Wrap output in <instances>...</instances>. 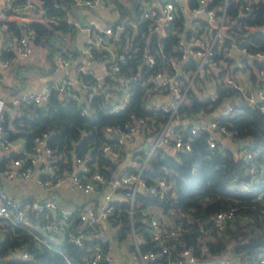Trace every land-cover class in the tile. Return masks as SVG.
I'll use <instances>...</instances> for the list:
<instances>
[{"label":"trees","instance_id":"16d2710c","mask_svg":"<svg viewBox=\"0 0 264 264\" xmlns=\"http://www.w3.org/2000/svg\"><path fill=\"white\" fill-rule=\"evenodd\" d=\"M22 1L12 0L13 3ZM75 1L42 0L41 5L45 9L44 15L54 17H62L63 14L78 17L87 13L101 16L103 13L94 8L76 5ZM144 1L105 0V3L106 7L114 8L119 17H133L139 14ZM216 2L222 3L223 0ZM244 3L245 0H228L230 15L248 24L263 25L264 0L251 1L249 8L244 10V15L238 16L237 11ZM27 30H31L32 44L43 47L47 54L59 52L64 56L74 57L78 53L74 44V36L78 29L65 20L9 21L3 36L5 41H8L12 37H19ZM177 34V31L169 33L161 39L163 48L160 52L154 48V37L150 39L149 50L156 53V63L148 67L139 63L145 45V34L137 31L132 35L131 30L125 28L119 35L118 43L114 41V45L117 52L124 53L126 60L119 65L118 72L103 77L102 83L107 92L92 96L88 102L79 103L52 89L43 103L22 102L12 115H8L4 110L1 123L3 135L7 142L14 146H17L13 144L15 141H20V147L18 153L9 157L0 153V178L10 157L20 158L24 164L31 153L34 138L45 135V144L51 149L55 172L72 171L73 159L89 154L86 174L89 176L93 172H98L105 180L109 179L117 171L124 154H120L117 161L111 163L100 152V144L109 140L103 134L102 126L122 125L133 116L146 119L142 130L144 135L152 133L150 127L154 128L153 132L162 127L169 114L161 109L146 108L143 95L148 85L149 74L156 70H171L169 59L177 56L174 48ZM242 44L249 47L248 49H254L252 47L256 46L264 49V34L260 31L250 32ZM1 54L5 57L13 56L10 50H3ZM97 57L98 55L94 53L93 58ZM222 59L230 62L224 56L223 50L215 55L219 68L214 74L217 80L222 79L226 72V68L220 65ZM245 70L248 71L253 88L264 89V79L258 75L259 70L264 72V59L245 62ZM204 74L207 76L206 72ZM74 75L83 83L94 80L93 74L77 72L76 69ZM128 77L131 78V90L126 105L117 112L109 113L108 107L120 94L122 80ZM192 84L187 92L186 101L178 110L183 117L191 118L193 114L201 112L200 116L208 119L212 113L220 111L227 100H239L240 105L228 117L216 116L214 119L231 131L232 147L218 142L215 147L209 148L206 144L207 132L192 134L188 128L184 130V126L179 125L183 127L191 149L184 151L179 148H159L150 156L142 173L146 183L153 182L157 177H164L170 188L163 197L135 191L131 214L128 212L129 198L118 191L110 202L112 212L108 221L111 225V238L117 245H124L125 249L131 252L132 244L127 233L132 228L143 236L144 241L139 245L140 249L156 247V244L150 241L145 224V220L154 214L161 218L160 220L165 218L162 221L164 223L181 222L188 227L177 240H168L172 255H177L181 248L187 247L199 257L202 264H227L217 263L222 258L229 262L237 260L242 263L250 262L258 255H264V205L256 199L257 194L264 191V113L258 103L249 104L234 87L217 82L213 90L216 97L212 99L208 94H204L207 91L206 78L197 77ZM0 85L10 92V87L4 82H0ZM68 90L82 95L75 86H69ZM81 109H85L86 113L81 114ZM47 134L49 136L46 138ZM241 139L245 141L242 148L252 153L249 160H244L239 154ZM242 183H246L248 187L242 189ZM101 188L102 185L98 184L95 193H99ZM20 198L25 199L23 200L25 204L28 199H33ZM231 208L235 210V216L228 220L224 229L208 233L200 231L202 226L209 224L213 214ZM180 211L186 216L180 217ZM26 216L32 224H39L44 220L42 213H36L29 208L26 210ZM47 218H51L50 213L47 214ZM71 223L76 228L80 227L74 215L71 216ZM34 234L39 236L40 242L34 239ZM95 243L107 250L106 242L99 235V227L97 231L85 236L83 247L80 249L61 234L50 237L35 226H27L22 222L15 224L0 218V257H7V264H82L80 256L83 248ZM202 247L206 249L202 251ZM22 250L27 252L26 258L15 257V253ZM150 264L166 262L162 259Z\"/></svg>","mask_w":264,"mask_h":264},{"label":"built area","instance_id":"2783aa9c","mask_svg":"<svg viewBox=\"0 0 264 264\" xmlns=\"http://www.w3.org/2000/svg\"><path fill=\"white\" fill-rule=\"evenodd\" d=\"M251 1L253 0H245V3L240 5L237 11L238 16L244 15V10L249 8ZM41 4L42 0H23L20 3L0 0V37H2L0 69L9 66L14 61L15 55L29 54L32 47L31 30L5 41L3 32L7 29L9 21L55 22L65 20L75 27H83L88 33L87 43L81 45L78 51L86 58H93L96 53L102 60V72L96 76L83 64H77L75 67L77 72H87L94 76L92 82L83 83L74 74L73 77L70 76L68 57L56 52L53 54V59L61 69L60 78L56 81L45 82L37 90L15 94L11 99L13 111L7 112L8 115L15 113L22 102L36 104L45 102L52 89L79 103L88 102L92 96L100 92H107V88L102 83L103 77L118 72L119 65L126 60L124 53L117 52L114 45V41L118 43L119 35L125 28L130 29L132 35L137 31L145 34V45L141 51L139 63L148 67L156 63V53L149 50L150 39L154 37V48L160 52L163 48L161 39L169 33L178 32L174 45L177 56L169 59L171 70H156L149 74L148 85L143 95L146 108L161 109L169 114L162 127L156 132H153L154 128L150 127L152 133L144 135L142 130L146 119L133 116L122 125L102 126V132L109 140L100 144V152L111 163L116 162L120 154H124L123 161L119 163L117 171L109 179L105 180L98 172H93L89 176L86 174L87 162L90 160L89 154H85L82 158H74L72 171L55 172L51 149L45 144V135L34 138L31 153L24 164L20 158L10 157L2 173L4 179L27 180L34 176L37 187L44 190L45 196L41 199H28L25 204V199L9 196L0 186V218H5L15 224L22 222L27 226H35V228L39 226L38 230L50 237L61 234L81 249L85 236L97 231L99 224L108 220L112 212L110 202L118 191L129 198V214L132 212V197L138 186H141V192L157 197H163L168 191L170 184L164 177H157L151 183H146L142 177L147 161L154 151L159 148H179L189 151L191 144L183 132L186 128L192 134L200 131L207 132L206 144L209 148L217 145V136L232 138L231 131L214 119L216 116L228 117L240 105L238 99L227 100L220 111L212 113L207 121L200 116L201 112L193 114L191 118L183 117L178 113L180 106L187 99V92L195 78H206L207 91L204 94H208L212 99L216 97L214 87L217 82H221L224 86L234 87L241 92L249 104L258 103L264 113V89H254L248 71L245 70V62L264 59V49H259L257 46L252 47L254 49H248L249 47L242 44L250 32L260 31L264 34V24L256 26L237 20V18L234 19L229 13L228 0H223L222 3H217L216 0H145L139 14L133 17H119L114 8L106 7L105 0L75 1L76 5L103 12L101 16L89 14L78 17L68 14H63L62 17L48 16L44 15L45 9ZM25 10H31L33 14L28 16L24 14ZM3 50L12 51L13 56H2ZM222 50L230 62L224 59L220 61V65L226 68V72L222 79L217 80L214 74L219 68L216 65L215 55L220 54ZM258 75L264 79L263 70H259ZM130 80L129 77L122 80L120 94L108 107L109 113L117 112L126 105L131 90ZM74 83L82 95L68 90L69 86H73ZM165 90L168 91L165 92ZM2 104L3 101L0 99V153L9 157L18 153L19 148L7 142L3 135L1 123L4 109ZM80 113L85 114L86 110L81 109ZM179 125H183L184 130ZM135 134L140 136L139 143H135ZM113 135H117V138H113ZM239 154L244 160L252 157L251 151L242 147ZM64 180H67L71 187L87 195L97 192V185H102L99 191L100 196L84 205L62 207L54 200V190ZM241 187L246 189L248 186L242 183ZM256 199L264 205V191L259 192ZM27 208L36 213H42L44 220L39 224H32L26 216ZM48 213L51 218H47ZM72 215L79 221V228L71 223ZM179 216L185 217L186 214L180 211ZM234 216L233 208L217 212L210 217L209 224L202 226L200 231L208 233L222 230L228 220ZM145 224L150 241L156 244V247L140 249L139 245L144 241L143 236L140 232L130 228L127 237L133 249L128 254L131 260L138 264H150L162 259L166 264H202L199 257L187 247L181 248L177 255L171 253L168 240H177L180 234L188 229L187 226L181 222L164 223L154 214L145 220ZM33 236L37 242L41 241L37 234ZM201 249L203 251L206 248ZM26 256L25 250L15 253V257L26 258ZM80 262L82 264H114V259L108 250L95 243L83 248ZM224 262L227 264H264V255L260 254L250 262L245 261L244 263L238 260L229 262L227 259L217 261V263Z\"/></svg>","mask_w":264,"mask_h":264},{"label":"crops","instance_id":"0c3cea01","mask_svg":"<svg viewBox=\"0 0 264 264\" xmlns=\"http://www.w3.org/2000/svg\"><path fill=\"white\" fill-rule=\"evenodd\" d=\"M24 14L30 16L33 12L31 10H25ZM77 29L78 30L74 36V44L79 50L81 45L87 43L88 33L83 27H77ZM1 39L2 37H0V43ZM68 59L70 60L68 72L71 77H73L75 67L79 63L92 70L96 76L100 75L102 72V60L99 57L97 59L86 58L78 51L76 56L68 57ZM60 76L61 69L56 65L53 59V54H47L43 47L32 44L29 54L26 56L15 55L14 61L8 68L0 69V82H4L6 86L10 87L9 92L6 88L1 87L0 85V99L3 101V109L6 112H12L13 104L11 99L15 94L37 90L45 82L56 81L60 78ZM204 121H207V119ZM217 137L220 144L232 147L233 143L230 139L221 136ZM139 142L140 136L135 134V143ZM13 144L20 147V141ZM74 171H76V169H74ZM0 186L11 197H30L34 199H41L45 196L44 190L37 187L34 176L27 180H20L18 178L4 179L1 176ZM54 195L59 197L60 205L62 207L68 208L75 205L90 203L91 200H96L100 196V193L94 192L89 195L84 194L71 187L68 181L64 180L54 190ZM164 219L165 218H162V221ZM99 235H101L103 240L106 242L107 250L112 255L114 264H138L136 261L129 258V252L125 249L124 245H117L113 238H111V225L108 220L102 221L99 224Z\"/></svg>","mask_w":264,"mask_h":264},{"label":"water","instance_id":"95a60500","mask_svg":"<svg viewBox=\"0 0 264 264\" xmlns=\"http://www.w3.org/2000/svg\"><path fill=\"white\" fill-rule=\"evenodd\" d=\"M76 84L74 83L73 86H75ZM49 136V134H47L46 138ZM113 138H117V135H113ZM245 145V141L243 139L239 140V146L243 147ZM137 191L141 192L142 188L141 186L137 187ZM55 202H57L58 204H60V199L58 196H55L54 198ZM7 261V259L5 257H0V264H5Z\"/></svg>","mask_w":264,"mask_h":264},{"label":"rangeland","instance_id":"374dc122","mask_svg":"<svg viewBox=\"0 0 264 264\" xmlns=\"http://www.w3.org/2000/svg\"><path fill=\"white\" fill-rule=\"evenodd\" d=\"M14 143H17V141H15ZM37 229H40L39 226H37ZM222 259H225V258H222Z\"/></svg>","mask_w":264,"mask_h":264}]
</instances>
